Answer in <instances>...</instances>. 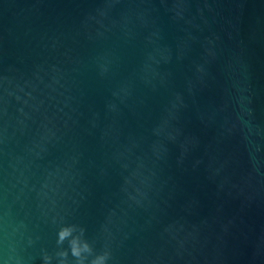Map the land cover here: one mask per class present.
<instances>
[{
    "label": "water",
    "instance_id": "95a60500",
    "mask_svg": "<svg viewBox=\"0 0 264 264\" xmlns=\"http://www.w3.org/2000/svg\"><path fill=\"white\" fill-rule=\"evenodd\" d=\"M0 264H264V0H0Z\"/></svg>",
    "mask_w": 264,
    "mask_h": 264
}]
</instances>
